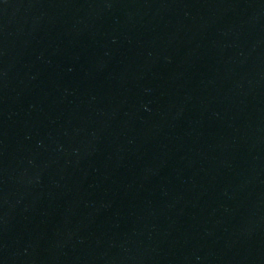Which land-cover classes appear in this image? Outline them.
Returning a JSON list of instances; mask_svg holds the SVG:
<instances>
[{"label": "water", "instance_id": "1", "mask_svg": "<svg viewBox=\"0 0 264 264\" xmlns=\"http://www.w3.org/2000/svg\"><path fill=\"white\" fill-rule=\"evenodd\" d=\"M0 264H264V0H0Z\"/></svg>", "mask_w": 264, "mask_h": 264}]
</instances>
